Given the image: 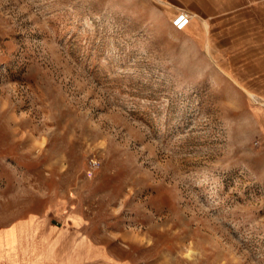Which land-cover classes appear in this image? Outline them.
<instances>
[{"label":"rangeland","instance_id":"1","mask_svg":"<svg viewBox=\"0 0 264 264\" xmlns=\"http://www.w3.org/2000/svg\"><path fill=\"white\" fill-rule=\"evenodd\" d=\"M181 10L0 0V209L80 213L94 264H264L245 28L178 31Z\"/></svg>","mask_w":264,"mask_h":264},{"label":"crops","instance_id":"2","mask_svg":"<svg viewBox=\"0 0 264 264\" xmlns=\"http://www.w3.org/2000/svg\"><path fill=\"white\" fill-rule=\"evenodd\" d=\"M175 1L192 17L185 31L205 26L208 19L245 28L238 37L243 43L240 49L253 60V83L264 91V0ZM5 208L0 209V264L95 263L98 248L84 233L80 213L26 212L24 205Z\"/></svg>","mask_w":264,"mask_h":264},{"label":"built area","instance_id":"3","mask_svg":"<svg viewBox=\"0 0 264 264\" xmlns=\"http://www.w3.org/2000/svg\"><path fill=\"white\" fill-rule=\"evenodd\" d=\"M190 21L191 15L187 11L181 10L175 15L173 25L176 30L182 31L188 27Z\"/></svg>","mask_w":264,"mask_h":264}]
</instances>
